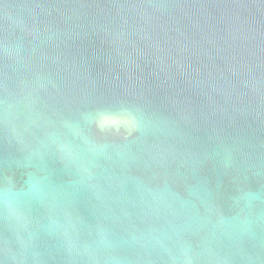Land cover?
<instances>
[{
	"label": "water",
	"instance_id": "obj_1",
	"mask_svg": "<svg viewBox=\"0 0 264 264\" xmlns=\"http://www.w3.org/2000/svg\"><path fill=\"white\" fill-rule=\"evenodd\" d=\"M249 191L264 0H0V264H264Z\"/></svg>",
	"mask_w": 264,
	"mask_h": 264
},
{
	"label": "clouds",
	"instance_id": "obj_2",
	"mask_svg": "<svg viewBox=\"0 0 264 264\" xmlns=\"http://www.w3.org/2000/svg\"><path fill=\"white\" fill-rule=\"evenodd\" d=\"M121 118L117 124L114 125H105L102 124L99 117L102 114L101 112L97 113H88L85 115V120L92 126L96 128V130L101 135H109L113 132H124L127 135H131L140 127V119L138 115L131 109L127 107H122L120 109ZM33 190H35V185L32 186ZM11 192L5 193V199L9 205L10 210H14V204L10 198ZM261 199H264V194L257 193V192H245L239 197V201L242 202V206L244 209L251 210ZM239 222L242 223L245 227L250 228L253 221V218L249 216H244L238 218ZM225 223H230V221H222ZM187 255V253H185ZM186 264H190V261H186Z\"/></svg>",
	"mask_w": 264,
	"mask_h": 264
}]
</instances>
